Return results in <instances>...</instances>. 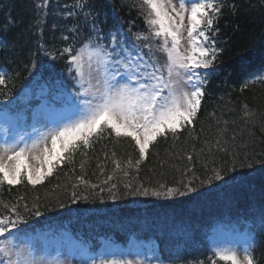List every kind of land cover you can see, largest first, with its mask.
<instances>
[{"label": "trees", "instance_id": "trees-1", "mask_svg": "<svg viewBox=\"0 0 264 264\" xmlns=\"http://www.w3.org/2000/svg\"><path fill=\"white\" fill-rule=\"evenodd\" d=\"M93 3L126 32L130 28L131 36L147 29L142 0ZM220 5L210 33L222 47L219 72L193 125L159 137L144 159L130 137L105 131L72 152L51 181L5 187L0 213L15 205L26 218L43 223L71 226L73 220L80 224L76 235L97 245L131 223L140 235L159 241L171 264H227L214 255L211 234L219 223H238L257 230L256 258L264 264V0ZM4 25L11 32L12 49L3 54L11 75L0 92L10 95L26 78L37 31L43 29L46 41L55 35L49 26L35 27L28 0H0V29ZM189 184L197 191L166 195L168 189L186 191ZM36 205L41 216L32 215Z\"/></svg>", "mask_w": 264, "mask_h": 264}, {"label": "snow or ice", "instance_id": "snow-or-ice-1", "mask_svg": "<svg viewBox=\"0 0 264 264\" xmlns=\"http://www.w3.org/2000/svg\"><path fill=\"white\" fill-rule=\"evenodd\" d=\"M48 2L43 0V3L37 4V8L43 11L38 25L46 19ZM221 6L215 0H187V3L181 0L177 10L171 0H142L141 13L148 31L132 34V48L137 49L135 56L126 46L130 28L129 32H122L118 28L111 34L109 44L105 45L101 42L102 30L93 19L92 28L96 39L89 36L79 49L74 50L70 45L60 53L68 55L69 73L75 69L78 74L73 76V80L79 84L80 90L74 89L69 96L70 103L76 109L73 113L75 119L68 118L66 123L41 133L31 145L23 136L0 145V187L5 184L19 185L25 180L33 186L41 184L47 176L52 175L58 164L67 159L65 152H74L81 144L89 146L94 136L105 131L114 133L117 138L130 137L138 147L141 159H144L157 137L166 136L169 132L175 135L193 125L201 108L207 82V74L203 70L211 68L216 60V41L208 32L213 28ZM74 7L83 10L86 0H77ZM67 15L72 16L73 13L70 11ZM83 15L87 22L92 13ZM40 31L42 34L43 29L40 28ZM118 34L121 39H117ZM185 38L188 45L186 49L182 45ZM63 39L67 40L68 37ZM157 40L160 42L158 50L166 55L163 66L153 53V45ZM140 41L145 42L143 46H139ZM143 47L149 50L147 60L144 59ZM85 65L88 67L87 80ZM117 77H126L127 82L121 83ZM7 79V72L0 71V87L6 86ZM49 140L51 148L47 146ZM40 145H43V159L40 167H34L29 163V155ZM220 150L227 151L225 148ZM214 176L221 178L218 172ZM208 182L211 183L210 180ZM196 191L189 184L186 191L168 189L166 195L183 196ZM142 194L148 195L147 189ZM152 194L161 195L160 192ZM73 196L76 194L73 193ZM34 207L32 215L41 216L39 206ZM26 223L24 215L15 205L11 206L10 214L0 213V237L4 238L0 241V264H64L58 257L49 259L45 255H36L32 247L15 242L16 234L23 231L21 225ZM244 253V260L241 261L236 251L230 248L214 250V255L227 264H255L251 245L244 249ZM90 264H96V261L91 259ZM100 264H144V261L113 259L101 260Z\"/></svg>", "mask_w": 264, "mask_h": 264}, {"label": "rangeland", "instance_id": "rangeland-1", "mask_svg": "<svg viewBox=\"0 0 264 264\" xmlns=\"http://www.w3.org/2000/svg\"><path fill=\"white\" fill-rule=\"evenodd\" d=\"M171 2L172 4L176 6L177 10H179V6H180L179 0H171ZM185 2L187 3V0H185ZM189 5L190 4H188V7ZM169 11L171 12V9H169ZM172 14L175 15V13H172ZM187 25H188V19L186 15L185 27H187ZM182 45H183V48L185 49L187 48L186 38L182 40ZM87 73H88V67L87 65H85V80L88 79ZM117 79L121 83L127 82L126 77H117ZM92 83L95 84V80H93ZM85 86H87V84H85ZM75 111H76L75 107H72L70 110L65 111V113L61 114L60 116L55 117V118L51 117L49 119L45 110H41L38 113V122H37L38 127L35 130V137L32 141L37 140L41 133H47L50 129L56 128L59 125L66 123L68 118L75 119V116L73 115ZM0 127H1V124H0ZM32 141L29 143V145H31ZM47 146L51 148L50 140L47 142ZM42 149H43V145H40L38 149L34 150L29 155V163L33 165L34 167L41 166V162L43 159ZM44 167L46 168L47 166L44 165ZM214 241L217 244V248H230L236 251L237 256L239 257L241 261L244 260V257H245L244 249L246 248V238L244 235L240 234L239 232L235 233L230 230L221 229L216 232V236H214ZM52 247H53V250H50L49 248H38L34 252L36 255H45L49 259L58 257L59 259L64 261V264H83L84 257L81 256L82 254L81 252L71 254V252L69 251L67 247L64 250L59 251L57 250L58 245L56 243H53ZM107 250H109V248L106 249V251ZM144 254L145 252L142 251V249H140V244H138V241H137V244L134 243L132 248H129L128 250L125 251L126 259L133 260L134 262L137 259L141 260L140 258ZM144 264H147V263L144 262Z\"/></svg>", "mask_w": 264, "mask_h": 264}]
</instances>
